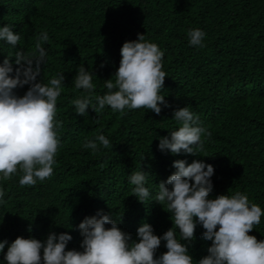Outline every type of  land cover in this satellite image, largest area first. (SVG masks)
Returning a JSON list of instances; mask_svg holds the SVG:
<instances>
[{
  "label": "trees",
  "instance_id": "obj_1",
  "mask_svg": "<svg viewBox=\"0 0 264 264\" xmlns=\"http://www.w3.org/2000/svg\"><path fill=\"white\" fill-rule=\"evenodd\" d=\"M6 25L21 36L16 48L0 41V63L12 57L11 75L19 67L15 52L21 48L34 52L38 35L47 32L49 40L43 47L48 57L37 82L47 83L59 73L66 80L57 99L56 119L63 121V127L58 131L61 146L55 172L35 187H22L19 175L0 181L6 201L0 204V241L10 244L19 236L45 241L58 221L70 227L69 219L80 213L76 220L86 215L85 219L94 215L86 212L96 209L128 225L127 214L107 208L110 195L98 197L91 190L86 171L92 164L119 182L123 180L114 175L122 167L146 169L166 181L176 171L171 162L201 160L215 168L210 198L239 191L264 210V0H0V27ZM196 28L206 33L203 48L188 42V31ZM138 34H145L164 52L167 77L161 95L171 107L162 105L159 115L146 108L113 112L110 106L98 115L91 107L85 116L76 114L72 101L86 95L75 88L80 65L93 73L94 95L106 94L105 80L118 69L123 44L137 40ZM29 87L14 91L23 96ZM184 107L198 114L212 134L199 155H173L158 147L161 137L181 126L174 111ZM100 134L110 140L111 148L98 141V151L84 147ZM154 162L161 165L156 168ZM85 174L88 181L83 185ZM158 184L150 187L153 195ZM21 196L25 198L17 205ZM173 226L171 214H155L156 235L163 236ZM203 232L198 225L189 245L197 261L209 255L212 243L203 239ZM249 235L264 240V216ZM165 244L162 241L158 256L167 251ZM6 252L7 246L0 253V264Z\"/></svg>",
  "mask_w": 264,
  "mask_h": 264
},
{
  "label": "clouds",
  "instance_id": "obj_2",
  "mask_svg": "<svg viewBox=\"0 0 264 264\" xmlns=\"http://www.w3.org/2000/svg\"><path fill=\"white\" fill-rule=\"evenodd\" d=\"M187 35L191 46H206L203 30L190 29ZM20 40L21 36L10 26L0 27V41L16 48ZM48 40V33L42 32L34 52L26 53L23 48L15 52V64L19 66L15 68V76L11 75L12 57L0 63V181L19 175L22 187H35L38 181L51 178L61 146L58 131L63 121L56 119L57 99L66 77L59 73L47 83L37 82L41 65L48 57L43 47ZM120 54L119 67L112 78L105 80L107 93L102 96L94 95L93 73L80 65L74 83L86 95L72 101L76 114L85 116L91 107L98 115L105 106H110L113 112L146 108L159 115L162 105L171 107L161 95L167 73L163 70L164 52L159 46L147 41L145 34H138L137 40L123 44ZM25 85H30L27 92L17 95L14 90ZM174 120L181 126L170 131V136L159 139V149L173 155L182 152L199 155L212 135L201 125L199 115L184 107L174 111ZM97 141L104 148H111L110 140L103 134L87 141L84 147L98 151ZM154 164L156 168L161 165ZM171 165L176 171L166 181L146 169L134 171L122 167L121 173L114 175L123 180L119 182L108 170L97 169L102 167L92 164L86 171L90 174L91 190L98 197L110 195L112 203L107 208L120 209L128 215L130 223L123 226L120 219H113L112 214L101 209L88 211L86 214L94 215L79 220L76 218L83 213L74 217L68 214L73 217L69 219L70 227L58 221L56 230L47 233L45 241L23 236L10 244L8 240L0 241V253L7 246L4 264H194L189 245L196 238L198 225L204 229L203 239L212 243L209 255L195 260V264H264V240L249 235L261 223L264 210L239 191L231 196L221 194L210 198L215 174L211 164L175 160ZM86 177L85 174L83 185L88 181ZM157 183L158 192L153 195L150 187ZM4 196L0 188V204L6 203ZM24 198L21 196L16 204L21 205ZM159 211L171 214L174 225L163 236L156 235L153 228ZM174 229L179 231V237ZM162 241L166 242L167 251L158 256L156 252Z\"/></svg>",
  "mask_w": 264,
  "mask_h": 264
}]
</instances>
